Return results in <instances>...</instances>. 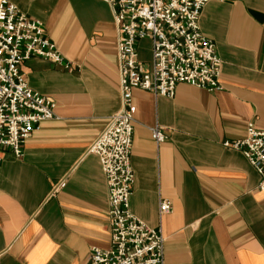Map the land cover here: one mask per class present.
Masks as SVG:
<instances>
[{"label":"crops","instance_id":"obj_1","mask_svg":"<svg viewBox=\"0 0 264 264\" xmlns=\"http://www.w3.org/2000/svg\"><path fill=\"white\" fill-rule=\"evenodd\" d=\"M38 19L71 68L20 64L54 115L0 149V264H88L109 243L107 192L87 145L119 106L115 25L103 0H7ZM199 30L220 58L221 88L177 82L171 96L131 87L130 211L163 236V264H264V191L244 155L222 144L264 129V0H206ZM146 67L150 41L138 40ZM158 125L156 142L149 132ZM170 209L158 211V200Z\"/></svg>","mask_w":264,"mask_h":264},{"label":"built area","instance_id":"obj_2","mask_svg":"<svg viewBox=\"0 0 264 264\" xmlns=\"http://www.w3.org/2000/svg\"><path fill=\"white\" fill-rule=\"evenodd\" d=\"M115 25V54L119 106L93 137L86 151L99 161L107 192L106 217L109 243L91 245L88 264H163V236L128 207L133 180L129 164L132 116L131 87L171 96L177 82L207 90L221 88L220 58L214 43L199 30L197 19L206 0H103ZM150 41L148 66L137 57V42ZM40 56L70 69L55 44L44 34L38 19L26 16L12 2L0 0V149L22 153L28 133L42 119L54 115L53 100L27 85L20 64ZM154 141L163 139L158 125H150ZM222 144L238 149L258 174L256 187L264 191V129L247 121L240 137ZM1 158V156H0ZM170 209L166 198L158 211Z\"/></svg>","mask_w":264,"mask_h":264}]
</instances>
